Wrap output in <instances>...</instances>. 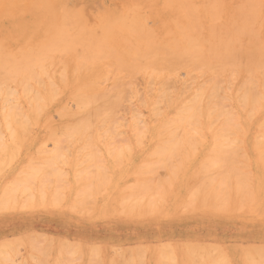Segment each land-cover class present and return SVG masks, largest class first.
<instances>
[{
    "label": "bare ground",
    "instance_id": "1",
    "mask_svg": "<svg viewBox=\"0 0 264 264\" xmlns=\"http://www.w3.org/2000/svg\"><path fill=\"white\" fill-rule=\"evenodd\" d=\"M57 1L0 0V212L87 225L1 235L0 264H264V0ZM238 209L227 241L124 221Z\"/></svg>",
    "mask_w": 264,
    "mask_h": 264
},
{
    "label": "rangeland",
    "instance_id": "2",
    "mask_svg": "<svg viewBox=\"0 0 264 264\" xmlns=\"http://www.w3.org/2000/svg\"><path fill=\"white\" fill-rule=\"evenodd\" d=\"M55 1H57V0H55ZM58 1H60V0H58ZM61 1H65V0H61ZM113 1H115V0H113ZM125 1L128 2L129 0H122V2H121V0H116L115 3L118 4V5H124V4H126ZM22 3H24V0H23ZM31 3L32 2L29 3L30 6L32 5ZM71 3H73V4H71ZM83 3H84V6H83L84 8L82 7ZM68 4L71 7L76 4L75 6H73L75 9H78V7L81 4L80 7L83 8V9H85V11L83 9H79V10H81L83 13L86 12L85 13V17L90 22H93L94 21V20L92 21L91 18L93 16L95 18L97 12L99 10H101L102 7H103L102 0H68ZM76 6H77V8H76ZM94 13H96V14L94 15ZM150 23H151L150 25L153 24L152 21H150ZM183 76H186L185 73L183 74ZM137 77H139V78H136L137 80L134 81V82L137 85L139 83V81H140V83L137 86L140 85V87L143 88V85L145 86L144 79L142 77H140V76H137ZM128 78L129 77L126 76L125 77V81H129ZM131 81H132V79H131ZM55 116H57V114ZM58 118H59L58 116H57V118L55 117V120H58ZM31 132L35 136H39V135L43 134L45 132V130H41L39 128H34V129H32ZM50 146H51V144H49V147ZM31 152H33V151H31ZM244 163H246V161H244ZM25 211H27V212L25 213ZM30 211H33V212H30ZM15 212L14 211H11L10 214H9V212H4V213L3 212H0V229H1L0 230V232H1L0 233V236L1 235H6V234L9 235V233H13V232H16V233H14L12 235H14V236L19 235V233L17 231L22 232V230H24L25 228L26 229L28 228V227H23L24 225H37L35 227H38V226L41 225L39 227L40 229L35 230V231L44 233L48 237H50V236L56 237V236H58V233H59V231L61 229V225H64L63 223L65 222V220L75 222V223H70L69 222V224H66V225H70L72 227L78 226V224L87 225L86 224V221H83V220L80 221V219L71 218L68 213H66V212L65 213H62L61 212L60 213L55 208H45V209L44 208L43 209L42 208H36V209H32V210L25 208L24 210H21V212L20 211H15ZM189 212L190 213L184 212L185 215H183L184 214L183 213L182 215H180V217L177 216V215H171V216H167V217H162V218H164V219H162V218H155V217H147V216H144V217H142L144 219H141V218H138V219L137 218H132L131 220L130 219L129 220L125 219L124 221L126 223H129L128 226L129 227L131 226L130 228H132V230L135 232V234L139 238L144 237V234L146 233V226L147 225H152L153 224L154 227H156V229L157 228H160V231H162L166 227V225L175 226V225H178L179 223H182L184 221H192L193 222V225L195 226L196 234L197 235H200L199 234L200 230L201 229L203 230L204 227L206 226V228L209 230V232H211L210 238H213L215 236V238L218 237L219 239H221L223 241L234 240V239L236 240V238H235L236 236L235 235H234V237H230L226 232L219 233L220 231H222V229L224 228V226H227L224 229L225 231H228L230 233L229 228H231L232 231H233V233L235 234V231L233 229H236V228L242 226V223L240 221H244L245 222V219L243 218L244 215H241L240 214L242 211L240 212L239 209L238 210H235L234 212H232V211H224L223 212L222 211V213H219V214L218 213H215V214H210V213L204 214L201 211H196L194 213H192L191 211H189ZM145 217H147V218H145ZM171 217H173V218H171ZM15 218H18L17 219L18 221H13V219H15ZM20 220H22V221L19 222ZM38 220H40V221H38ZM247 220L257 221L256 225L258 226V230L262 234V236H257V237L251 236L250 237V239H252L251 242H255V243H253V246L258 247V245H259V246H262L263 247V245H264V218L253 219V218L247 217ZM16 222L19 223V224H17ZM21 225H22V227L21 228H18ZM110 226H113V225H110ZM110 226H107V228L105 227L107 229V230H105L106 233H107V231L108 232L111 231L110 230ZM1 227H3V228H1ZM28 229H30V228H28ZM46 230H48V231H46ZM33 233H34V231L31 234H33ZM33 238H34V236H33ZM260 241H262V243ZM25 248H26L25 245H23V249H22V246H20L19 247V250H21L22 252L19 251L20 254L19 253L18 254L19 255H22V256L23 255H26L27 248L26 249ZM31 262L34 263V261H31Z\"/></svg>",
    "mask_w": 264,
    "mask_h": 264
}]
</instances>
